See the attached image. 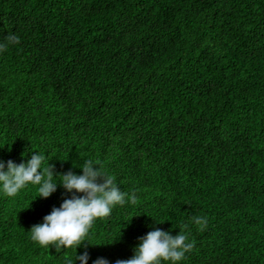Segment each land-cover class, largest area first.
<instances>
[{"label": "trees", "instance_id": "1", "mask_svg": "<svg viewBox=\"0 0 264 264\" xmlns=\"http://www.w3.org/2000/svg\"><path fill=\"white\" fill-rule=\"evenodd\" d=\"M9 35L0 162L94 159L126 194L77 249L88 264L157 229L189 237L182 264H264V0H0ZM72 195L0 193V264L75 261L29 232Z\"/></svg>", "mask_w": 264, "mask_h": 264}, {"label": "clouds", "instance_id": "2", "mask_svg": "<svg viewBox=\"0 0 264 264\" xmlns=\"http://www.w3.org/2000/svg\"><path fill=\"white\" fill-rule=\"evenodd\" d=\"M16 43L18 37L9 35L7 43L0 44V53L6 50L8 44ZM45 160L44 154L34 152L30 159L20 164L12 160L6 164L0 162V193L15 197L29 185L38 186L35 199L50 197L58 187L73 193L58 208H53L42 223L32 226L29 232L31 239L43 248L54 247L56 251L75 249V261H69L68 264H76L77 261L79 264H88V251L78 255L77 249L88 242L90 230L97 219L110 216L115 206L126 203V194L103 165L94 159H87L83 165H79L82 171L79 175L73 171L56 175L49 162L45 167ZM130 200L134 204L135 196H131ZM194 223L203 230L207 226V219L196 217ZM192 247L187 235L179 232L173 236L170 231L157 229L139 239L132 258L118 260L116 264H182ZM95 264H109V261L100 258Z\"/></svg>", "mask_w": 264, "mask_h": 264}]
</instances>
